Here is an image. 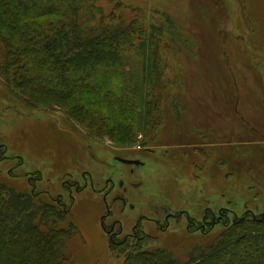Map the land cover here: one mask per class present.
Wrapping results in <instances>:
<instances>
[{"label":"rangeland","instance_id":"374dc122","mask_svg":"<svg viewBox=\"0 0 264 264\" xmlns=\"http://www.w3.org/2000/svg\"><path fill=\"white\" fill-rule=\"evenodd\" d=\"M94 1L104 13L123 11L127 17L142 11L141 18L148 19L154 9L169 13L198 45L193 52L179 49L167 32V42L175 47L165 53L166 75L173 80L170 91L177 96L164 98L160 119L145 127L135 144L118 143L108 136L93 144L105 161L139 146L152 150L143 154L146 165L135 173L145 187L130 197L134 212L128 205L119 215L124 225H131L138 214L157 212L165 218L182 210L198 220L206 206L210 213L221 210L223 221L247 211L264 214V0ZM120 2L129 7L118 10ZM3 55L0 42V145L7 147L5 153L0 149V184L33 193L31 183H35L34 191L47 202L63 197L78 229L68 251L73 264H124L127 246L141 240H129L126 246L117 242L113 249L100 221L105 210L102 195L88 187L73 191L74 202L63 182L78 181L83 186L92 175L101 188L107 177L120 169L127 174V168L118 164L113 171L95 161L73 136L60 131L52 115L90 142L84 127L67 117L62 107L29 110L27 101L6 84ZM23 73L28 76L20 69ZM142 224L146 230L142 242L147 247H164L183 260L196 244L210 242L224 229L196 231L185 215L171 219L165 231L154 222ZM250 245L249 241L241 245L243 255Z\"/></svg>","mask_w":264,"mask_h":264},{"label":"trees","instance_id":"16d2710c","mask_svg":"<svg viewBox=\"0 0 264 264\" xmlns=\"http://www.w3.org/2000/svg\"><path fill=\"white\" fill-rule=\"evenodd\" d=\"M154 10L145 19L141 10L131 17L104 13L94 0H0L6 84L29 110L62 107L84 127L91 144L107 136L135 144L160 119L164 98L175 96L165 58L175 46L166 33L179 49L193 52L198 46L169 13ZM70 216L68 208L47 202L40 192L0 184V264H73L68 251L78 229ZM218 226L224 229L196 244L184 260L146 242L118 244L128 245L124 264H264V214L247 211ZM246 241L251 245L243 255ZM109 244L115 249L117 242Z\"/></svg>","mask_w":264,"mask_h":264},{"label":"flooded vegetation","instance_id":"af4514ba","mask_svg":"<svg viewBox=\"0 0 264 264\" xmlns=\"http://www.w3.org/2000/svg\"><path fill=\"white\" fill-rule=\"evenodd\" d=\"M52 116L55 119L56 127L60 131L66 132L73 136L77 140V142L89 152L90 156L95 161L100 162L103 165L108 166L109 168H112L113 171L119 169L118 164H121L127 168V174H124L120 169L119 171L114 172L117 174L114 175L113 173L112 177H107L105 184L101 188H97L95 186V181L92 175H89L83 186L78 181L69 182L68 185L63 182V186H66L68 188L70 198L74 202H76V197L74 196L73 191L80 193L88 187H90L96 194L102 195V201L104 203L105 210L101 216L100 221L103 228L105 227L104 230L109 233L110 242H129V240L132 239L141 240L142 242L146 237V230L143 228L142 224L145 220L148 222H154L160 228V230L165 231L170 227L171 219H175L177 215H185L189 227L192 226L193 228H195V230L197 229L196 231L200 230L202 233H205L209 229L218 226L221 222H223V219H225L224 215H222L223 213L221 210H219L218 213L211 210L212 212L210 213V208L206 206V208H204L203 210L201 218L198 220H196V218L192 219L189 211L182 210L181 213L166 214L167 216L165 218H161L157 212L154 215H148L145 213L138 214L136 218H133L131 225H124V220L121 217L119 218V215L126 211L125 207L128 205L132 209L129 210L131 212H134V203L128 204L130 203V197L133 196L136 192H140V190H143L142 188L145 187V181L141 180L140 178L136 179L135 173L146 165V162L143 159V154L145 155L146 153H152V150L147 147L139 146V148L136 149H128L127 151H125V153L122 154H113L111 157L113 158L112 161H105L101 159L97 151H95V146L93 144L82 138L75 131H69L68 128L63 126L62 118L56 117L54 115ZM64 128L68 129V131L64 130ZM76 136H78L86 145L91 146L94 149L98 159H95L92 156L89 149L86 148L85 145L76 138ZM0 149L3 153L7 151V147L5 145H0ZM31 187L34 193V190L37 189L36 184L31 183ZM46 194L51 197L50 192ZM51 198L57 204L70 210L69 206L62 201V196ZM116 208H119L118 212H115ZM107 227H109V230Z\"/></svg>","mask_w":264,"mask_h":264},{"label":"water","instance_id":"95a60500","mask_svg":"<svg viewBox=\"0 0 264 264\" xmlns=\"http://www.w3.org/2000/svg\"><path fill=\"white\" fill-rule=\"evenodd\" d=\"M64 130H67L68 131V129H66V128H64ZM70 131V130H69ZM76 138L81 142V143H83L84 145H85V147L86 148H88L89 149V151H90V153L92 154V156L95 158V159H98V157H97V155H96V152L94 151V149L91 147V146H88V145H86L78 136H76Z\"/></svg>","mask_w":264,"mask_h":264}]
</instances>
